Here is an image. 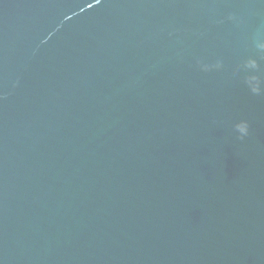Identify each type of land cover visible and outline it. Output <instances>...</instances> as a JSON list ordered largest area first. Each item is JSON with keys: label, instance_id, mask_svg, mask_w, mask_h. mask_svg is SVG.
I'll return each instance as SVG.
<instances>
[{"label": "water", "instance_id": "obj_1", "mask_svg": "<svg viewBox=\"0 0 264 264\" xmlns=\"http://www.w3.org/2000/svg\"><path fill=\"white\" fill-rule=\"evenodd\" d=\"M0 264H264V0H0Z\"/></svg>", "mask_w": 264, "mask_h": 264}, {"label": "clouds", "instance_id": "obj_2", "mask_svg": "<svg viewBox=\"0 0 264 264\" xmlns=\"http://www.w3.org/2000/svg\"><path fill=\"white\" fill-rule=\"evenodd\" d=\"M241 128H242V130L245 132V134H247V132H248V125H247V123H243V124L241 125Z\"/></svg>", "mask_w": 264, "mask_h": 264}]
</instances>
